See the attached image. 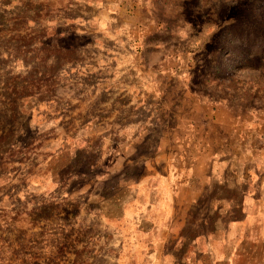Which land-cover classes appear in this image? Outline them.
Returning <instances> with one entry per match:
<instances>
[{"label":"rangeland","instance_id":"obj_1","mask_svg":"<svg viewBox=\"0 0 264 264\" xmlns=\"http://www.w3.org/2000/svg\"><path fill=\"white\" fill-rule=\"evenodd\" d=\"M166 1L174 23H188L176 36L193 76L163 79L156 101L144 94L152 106L133 109L136 95L120 93L76 41L99 33L69 24L83 1L0 0V264H120V183L145 167L181 182L197 130L209 143L226 135L198 101L219 102L226 118L264 114V0ZM166 119L176 142L159 141ZM182 119L195 128L183 126L180 142ZM254 250L252 264H264V240Z\"/></svg>","mask_w":264,"mask_h":264},{"label":"crops","instance_id":"obj_2","mask_svg":"<svg viewBox=\"0 0 264 264\" xmlns=\"http://www.w3.org/2000/svg\"><path fill=\"white\" fill-rule=\"evenodd\" d=\"M80 1L86 13L74 16L69 24L86 23L99 33L76 41L91 49L93 61L103 64L105 77L120 81V93L136 95L133 109L150 108L144 94L156 101L163 79L173 84L174 79L193 76L189 71L193 55L182 47V37L176 36L188 23L173 22L176 9H169L168 1ZM96 2L101 6L99 15L88 14ZM166 83L169 92L172 87ZM190 92L187 97H195L196 91ZM198 104L212 111V124L225 127L226 135L213 133L209 143L204 129L197 130L198 147L189 153L195 160L181 182L176 183L172 174H152L145 167L148 172L143 176L120 183V264H252L254 245L263 244L264 114L226 118L219 102L199 100ZM154 109H159L157 104ZM170 123L158 121L165 127L159 141H177L172 129H167ZM178 124L182 142L190 136L183 126L195 127L186 119ZM237 187H241L239 194ZM208 195L206 219L201 206Z\"/></svg>","mask_w":264,"mask_h":264}]
</instances>
